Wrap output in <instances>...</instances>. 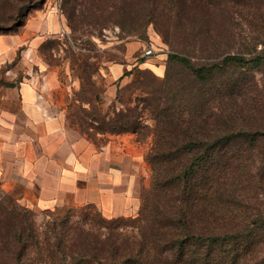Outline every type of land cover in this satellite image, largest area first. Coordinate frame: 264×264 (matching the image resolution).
Returning <instances> with one entry per match:
<instances>
[{"label": "rangeland", "instance_id": "rangeland-1", "mask_svg": "<svg viewBox=\"0 0 264 264\" xmlns=\"http://www.w3.org/2000/svg\"><path fill=\"white\" fill-rule=\"evenodd\" d=\"M48 1L59 5L65 25L40 45L35 63L44 64L58 79L61 88L54 97L70 129L99 146L123 142L139 159L140 207L133 215L122 217L104 215L93 205L27 208L1 186L0 204L20 208L33 236L26 240L32 264L44 263L41 252L49 244L59 254L57 264H67L73 257L80 264H89L93 249L106 259L109 250L125 249L141 239L140 216L148 205L152 175L147 157L153 133L159 128L158 113L166 107L177 110L185 106L187 90L194 86L191 74L171 55L185 54L194 63L207 65L221 61L227 53L247 59L264 57V0H0V33L19 31L29 14L44 8ZM201 6L223 9L211 15L198 12ZM142 23L150 24L141 27ZM156 23H172L171 42H166ZM136 42L139 46L131 50L130 44ZM150 46L156 51L146 56L145 49ZM119 65L125 71L115 78L114 67ZM212 82L208 88L243 83L252 89L251 95L260 98L264 62L256 67L232 64ZM113 84L116 87L110 89ZM126 115H131L140 134L119 133ZM258 116L264 123V112ZM252 127L261 128L256 123ZM246 162L253 181L244 182V176L240 180V208L249 197L251 212L264 213V177L259 179L264 169L259 159ZM257 250L260 259L254 261L262 262L264 237Z\"/></svg>", "mask_w": 264, "mask_h": 264}, {"label": "trees", "instance_id": "trees-1", "mask_svg": "<svg viewBox=\"0 0 264 264\" xmlns=\"http://www.w3.org/2000/svg\"><path fill=\"white\" fill-rule=\"evenodd\" d=\"M221 9L201 6L196 10L215 15ZM155 26L166 42H171L172 23ZM194 46L200 48L198 43ZM171 57L191 74L194 86L187 90L185 106L177 110L166 107L158 113L159 128L153 133L147 157L152 175L148 205L140 216L141 239L125 249L109 250L106 259L93 249L87 262L264 264V260L254 261L260 259L257 248L264 237V213L251 212L249 197L240 208L237 193L242 176L248 184L253 181L246 161L259 159L264 169V123L257 118L264 112V91L259 98L243 83L207 87L217 73L232 64L256 67L264 57L247 59L242 54L227 53L212 65L196 64L180 53ZM130 118L126 115L120 121L119 133L140 134ZM255 123L261 128L253 129ZM259 174L263 179L264 170ZM11 208L0 204V264H32L26 241L33 238L31 229L25 226L20 208ZM50 247L41 252L43 264H57L60 259ZM73 258L67 264H80Z\"/></svg>", "mask_w": 264, "mask_h": 264}, {"label": "crops", "instance_id": "crops-1", "mask_svg": "<svg viewBox=\"0 0 264 264\" xmlns=\"http://www.w3.org/2000/svg\"><path fill=\"white\" fill-rule=\"evenodd\" d=\"M64 25L59 5L48 1L19 31L0 34V186L26 207L93 205L107 216L133 215L139 159L123 142L99 146L70 129L54 97L58 79L35 63L40 45ZM123 68L114 67L115 78Z\"/></svg>", "mask_w": 264, "mask_h": 264}, {"label": "built area", "instance_id": "built-area-1", "mask_svg": "<svg viewBox=\"0 0 264 264\" xmlns=\"http://www.w3.org/2000/svg\"><path fill=\"white\" fill-rule=\"evenodd\" d=\"M155 48L154 47H148L147 49H145V55L146 56H152L154 53H155ZM43 97V95L42 94H40V98H42Z\"/></svg>", "mask_w": 264, "mask_h": 264}]
</instances>
